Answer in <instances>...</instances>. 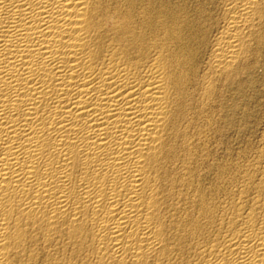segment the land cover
<instances>
[{"label":"bare ground","instance_id":"bare-ground-1","mask_svg":"<svg viewBox=\"0 0 264 264\" xmlns=\"http://www.w3.org/2000/svg\"><path fill=\"white\" fill-rule=\"evenodd\" d=\"M261 66L264 0H0V264H264Z\"/></svg>","mask_w":264,"mask_h":264},{"label":"rangeland","instance_id":"rangeland-1","mask_svg":"<svg viewBox=\"0 0 264 264\" xmlns=\"http://www.w3.org/2000/svg\"><path fill=\"white\" fill-rule=\"evenodd\" d=\"M231 150H257L264 136V66L243 78ZM218 150H223L218 148Z\"/></svg>","mask_w":264,"mask_h":264}]
</instances>
